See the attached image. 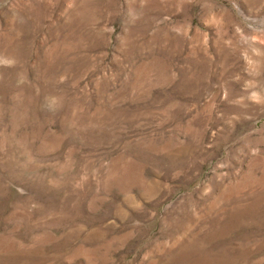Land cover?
<instances>
[{"label": "rangeland", "instance_id": "rangeland-1", "mask_svg": "<svg viewBox=\"0 0 264 264\" xmlns=\"http://www.w3.org/2000/svg\"><path fill=\"white\" fill-rule=\"evenodd\" d=\"M0 264H264V0H0Z\"/></svg>", "mask_w": 264, "mask_h": 264}]
</instances>
